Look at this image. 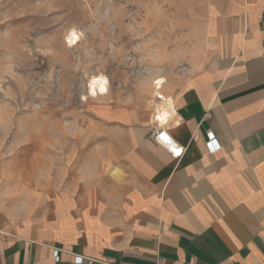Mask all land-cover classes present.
Here are the masks:
<instances>
[{
	"label": "crops",
	"instance_id": "0c3cea01",
	"mask_svg": "<svg viewBox=\"0 0 264 264\" xmlns=\"http://www.w3.org/2000/svg\"><path fill=\"white\" fill-rule=\"evenodd\" d=\"M199 2L192 72L163 86L183 155L153 139L149 104L113 100L108 169L41 208H0V264H264V0Z\"/></svg>",
	"mask_w": 264,
	"mask_h": 264
},
{
	"label": "rangeland",
	"instance_id": "374dc122",
	"mask_svg": "<svg viewBox=\"0 0 264 264\" xmlns=\"http://www.w3.org/2000/svg\"><path fill=\"white\" fill-rule=\"evenodd\" d=\"M199 6L0 0L1 209L41 208L67 182L79 189L97 182L108 169L97 168L101 144L110 141L99 112L115 109L113 100L119 110L145 101L154 112L152 81L190 75L201 43ZM71 32L79 35L74 47L66 43ZM101 75L108 93L93 99L87 87Z\"/></svg>",
	"mask_w": 264,
	"mask_h": 264
},
{
	"label": "built area",
	"instance_id": "2783aa9c",
	"mask_svg": "<svg viewBox=\"0 0 264 264\" xmlns=\"http://www.w3.org/2000/svg\"><path fill=\"white\" fill-rule=\"evenodd\" d=\"M163 86L164 83L160 84L159 88H157V93L153 95V104H154V112L153 117L154 119L158 115H163V118L165 119V122L161 125L159 123H156L155 121V130L153 131V139L157 141L159 144H161L171 155V157L174 160H177V158H180L184 151L182 147H179L177 143L171 139L170 135H168V126L174 123V117H175V111L174 106L172 103V100L170 97H168L163 92ZM171 107V109H169ZM208 114L205 116L207 117ZM176 151H178L180 154L176 155ZM92 261H88V263H91Z\"/></svg>",
	"mask_w": 264,
	"mask_h": 264
},
{
	"label": "bare ground",
	"instance_id": "6f19581e",
	"mask_svg": "<svg viewBox=\"0 0 264 264\" xmlns=\"http://www.w3.org/2000/svg\"><path fill=\"white\" fill-rule=\"evenodd\" d=\"M79 41V35L75 32H71L67 37H66V43H68V45L70 47H74L76 46ZM164 79L162 78H158L157 80H153L152 82H154V85H153V91H152V94L155 95L157 92V88H159V84L163 82ZM160 82L159 84L157 82ZM165 83V82H164ZM107 85H108V80L106 77L104 76H97L95 78H92L91 81L89 82L88 84V87H87V90H88V96L93 98V99H96L97 97L99 96H105L107 95L108 93V89H107ZM157 86V88H155ZM101 88H104L105 91L101 92ZM152 95V96H153ZM171 109V107L169 108ZM163 115H158L157 113V116L156 118L154 119V117L152 118L156 123H159V125L163 124L165 122V119L163 118Z\"/></svg>",
	"mask_w": 264,
	"mask_h": 264
},
{
	"label": "snow or ice",
	"instance_id": "6c2138e0",
	"mask_svg": "<svg viewBox=\"0 0 264 264\" xmlns=\"http://www.w3.org/2000/svg\"><path fill=\"white\" fill-rule=\"evenodd\" d=\"M158 84L160 83L159 81L157 82ZM105 91L104 88H101V92ZM180 153L178 151H176V155H179Z\"/></svg>",
	"mask_w": 264,
	"mask_h": 264
}]
</instances>
